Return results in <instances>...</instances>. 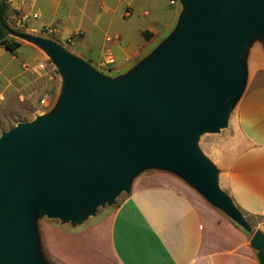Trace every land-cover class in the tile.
Masks as SVG:
<instances>
[{
	"label": "water",
	"instance_id": "obj_1",
	"mask_svg": "<svg viewBox=\"0 0 264 264\" xmlns=\"http://www.w3.org/2000/svg\"><path fill=\"white\" fill-rule=\"evenodd\" d=\"M181 2L175 36L116 80L36 40L62 72L63 94L52 115L0 137V264H41L32 226L37 210L53 220H86L147 168L180 176L249 230L195 144L226 126L247 78L238 56L252 36L264 43V0ZM250 246L264 251L262 230Z\"/></svg>",
	"mask_w": 264,
	"mask_h": 264
},
{
	"label": "rangeland",
	"instance_id": "obj_2",
	"mask_svg": "<svg viewBox=\"0 0 264 264\" xmlns=\"http://www.w3.org/2000/svg\"><path fill=\"white\" fill-rule=\"evenodd\" d=\"M6 1L10 6L8 19L13 30L10 39L21 46L10 52L0 45V137L21 123L52 115L61 102L63 74L36 40L55 43L99 75L116 80L133 74L175 36L184 9L181 0H176L175 4L170 2L178 12L173 13L170 20L169 13L160 16L157 11L159 4H166L170 9L169 0H37L35 6L29 0ZM155 20L158 30L147 29ZM116 36L119 40L107 41ZM110 54L115 63L107 65ZM238 60L244 62L248 79L264 71V43L260 36L249 39ZM246 82L247 78L229 111L226 126L218 132H204L195 144L218 172L223 191V169L245 148L237 111L246 92ZM160 172L169 171L141 170L130 181L128 190L112 205L99 207L94 215L77 223L49 219L37 210L32 226L35 253L40 263L65 264L63 257L66 256L80 264H100L95 251L99 238L92 228L112 214L141 178ZM241 213L250 227L246 232L251 240L264 219ZM235 224L244 229L237 222Z\"/></svg>",
	"mask_w": 264,
	"mask_h": 264
},
{
	"label": "crops",
	"instance_id": "obj_3",
	"mask_svg": "<svg viewBox=\"0 0 264 264\" xmlns=\"http://www.w3.org/2000/svg\"><path fill=\"white\" fill-rule=\"evenodd\" d=\"M29 2L35 6L37 0ZM170 7L159 4L157 11L160 16L169 13L171 20L178 12ZM155 23L147 29L158 30ZM248 78L247 72L237 111L245 148L223 169L221 180L240 211L264 219V71ZM137 185L92 228L99 238L95 251L100 264H260L247 230L180 176L160 172L141 178ZM258 229L264 232V223ZM63 261L80 264L66 256Z\"/></svg>",
	"mask_w": 264,
	"mask_h": 264
},
{
	"label": "trees",
	"instance_id": "obj_4",
	"mask_svg": "<svg viewBox=\"0 0 264 264\" xmlns=\"http://www.w3.org/2000/svg\"><path fill=\"white\" fill-rule=\"evenodd\" d=\"M10 6L6 0H0V45L4 46L10 52L16 51L21 45L10 39L12 27L8 19ZM260 264H264V251L257 252Z\"/></svg>",
	"mask_w": 264,
	"mask_h": 264
},
{
	"label": "built area",
	"instance_id": "obj_5",
	"mask_svg": "<svg viewBox=\"0 0 264 264\" xmlns=\"http://www.w3.org/2000/svg\"><path fill=\"white\" fill-rule=\"evenodd\" d=\"M171 3L175 4L176 1H175V0H171ZM34 18L37 19L38 16L35 15ZM112 40H119V37L116 36L115 38H108V39H107L108 42H110V41H112ZM106 63H107V65H112V64H114V63H115V58H114L111 54L108 55ZM43 103H45V102H43Z\"/></svg>",
	"mask_w": 264,
	"mask_h": 264
}]
</instances>
